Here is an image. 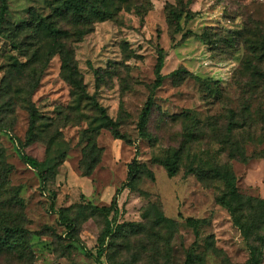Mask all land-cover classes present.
Listing matches in <instances>:
<instances>
[{"label": "rangeland", "instance_id": "1", "mask_svg": "<svg viewBox=\"0 0 264 264\" xmlns=\"http://www.w3.org/2000/svg\"><path fill=\"white\" fill-rule=\"evenodd\" d=\"M6 2L0 209L21 215L30 264H185L189 255L190 264H248L249 245L264 234V211L246 203L264 200V0H127L114 20L90 26L60 17L62 0ZM159 50L164 80L142 137ZM92 97L123 140L103 126ZM174 159L169 178L163 165ZM134 162L141 173L127 189ZM225 174L246 206L247 240L228 212L234 198L218 202ZM117 190V211L105 218L97 209Z\"/></svg>", "mask_w": 264, "mask_h": 264}, {"label": "trees", "instance_id": "2", "mask_svg": "<svg viewBox=\"0 0 264 264\" xmlns=\"http://www.w3.org/2000/svg\"><path fill=\"white\" fill-rule=\"evenodd\" d=\"M125 2L128 3L127 0H62L59 8H58V15L61 17L70 16L73 18L78 24H83L85 26L93 25L97 22H104V21H111L114 20L116 15L122 10V4ZM129 10V9H127ZM136 14L140 15L139 9H136ZM7 14V2L6 0H0V32L3 29L5 24V16ZM170 16L172 21L175 24L174 33H178L180 31L179 22L181 17L175 11H170ZM70 18V19H71ZM186 20H191L192 17L188 14L185 16ZM83 22V23H79ZM40 26H43L47 32L51 34L53 37L54 42L57 44L59 53H63L65 51V46L59 43V32L52 28L50 22H42ZM79 27V26H78ZM87 34L83 29H80L78 32L79 39L83 37V35ZM164 60L165 54L163 50H159L157 56V64L155 68V80L153 82L152 90L150 96L148 97L144 109L142 110L141 117H140V124H139V133L142 137H145V126L148 121V117L151 111V107L153 105V94L154 92L161 87L162 82L164 80V76L162 75V69L164 67ZM64 68H68L72 70L70 63L68 62L67 58H64ZM178 71L174 72L172 75L177 74ZM70 77L72 81H74V85L79 89L80 84L76 80V75L74 77V73H70ZM92 105L99 111L100 116L102 118L103 126L110 130L114 135L116 140H123L120 136L118 131V126L115 122H113L105 113V110L101 108L95 98H91ZM38 120V114L35 109L30 111V121L28 126L27 135L29 138L34 136L35 126ZM234 124L232 123V127ZM24 161L32 168L38 169L39 165L36 161L26 157L23 155L22 157ZM61 161V160H60ZM59 161V162H60ZM58 162V163H59ZM57 163V164H58ZM57 166V165H56ZM165 170L167 171V175L169 178H173L176 175L178 170V162L177 159L172 161L166 162L164 165ZM142 166L137 165L136 162L132 163L128 167V179L126 184L124 185L125 188L131 189V182L137 179L138 175L141 173ZM226 190L222 194V196L218 199V202L221 206H225V201L228 198H234V203L237 204L235 207L234 204L228 208V212L233 220L234 225L240 229L244 238L247 240L249 228L241 222V212L246 209L245 204L242 203V197L237 194L236 187L234 185L233 180L227 175H223ZM120 190H117L109 207H102L99 210L104 217H108L112 212L117 211V198ZM246 203L248 207L252 210L255 203L259 207L260 211H264V200H252L247 199ZM189 224H197L196 221L188 220ZM22 219L21 215H15L13 213H8L2 211L0 209V256H5L10 258V264H30L32 260V254L29 247V240H30V233L27 232L22 227ZM128 227L132 228L134 225H129ZM120 227L119 229H122ZM108 227L104 232L103 238L105 239L109 235ZM119 234V230L117 232ZM260 244L258 246L250 244L248 249L250 253V258L248 264H261L263 258V251L264 248V234L260 239ZM191 263V255L188 256L185 264Z\"/></svg>", "mask_w": 264, "mask_h": 264}]
</instances>
